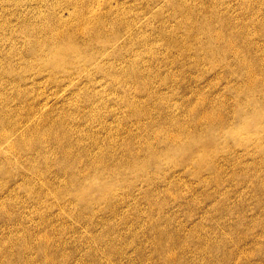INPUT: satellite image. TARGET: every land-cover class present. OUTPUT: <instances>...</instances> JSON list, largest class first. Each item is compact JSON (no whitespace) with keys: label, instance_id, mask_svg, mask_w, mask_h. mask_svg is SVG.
Returning <instances> with one entry per match:
<instances>
[{"label":"rangeland","instance_id":"rangeland-1","mask_svg":"<svg viewBox=\"0 0 264 264\" xmlns=\"http://www.w3.org/2000/svg\"><path fill=\"white\" fill-rule=\"evenodd\" d=\"M184 5L264 48V0H0V264H264V169L234 182L219 153L217 187L186 167L202 142L161 154L190 102L242 84L196 55Z\"/></svg>","mask_w":264,"mask_h":264},{"label":"bare ground","instance_id":"bare-ground-1","mask_svg":"<svg viewBox=\"0 0 264 264\" xmlns=\"http://www.w3.org/2000/svg\"><path fill=\"white\" fill-rule=\"evenodd\" d=\"M259 6L262 7L263 4L260 3ZM183 8L185 9L183 14L185 23L191 22V24H189V32L186 36L192 37V39L195 40L194 44L199 51L196 55H198V57L204 55L206 58L205 64H208L210 69L216 72L221 68L230 74L241 75L242 73V84L232 87L237 94L233 103L230 102V98L223 97L225 95L212 98L205 97L196 102H190V111L197 119V127L192 133L190 141L188 142L184 139L183 135H186V133L169 132L170 138L168 140L178 147H176L174 151L171 148H166L161 154H167L169 159H173V156L178 153V148H183L185 144L192 145L196 142H202L201 147V143L192 146L195 148L192 152L190 151L192 157L188 160L189 162H187V165L185 164L186 167L191 166L192 173L201 180V182L205 184L211 182L217 187L221 186L220 184L223 182L224 176V166L220 165L219 161L217 162L215 159L217 154H222L223 152H226V157L223 158V162L228 164L227 167L229 169V164L234 168L230 180L235 182L236 180L234 179H236L237 174L240 173L247 179L257 177L260 175L261 170L264 169V158L262 157L259 163L260 159L257 161L256 157L264 153V107H261L264 106V48L256 47L254 51L249 45L247 38H245L240 45L238 42V38L242 37L241 34H239L240 29H233L225 20L219 19V12L215 10L211 12L210 16L209 13L205 14V26L199 28V26L196 27L195 24V18H197L195 9L187 5H184ZM203 9L205 10V7L201 9L202 12H205ZM216 21L221 24L220 29L214 27V22ZM262 23L264 24V22ZM57 33L59 38H67L64 30H57ZM206 34L215 35L217 40L223 41L219 42L224 45L221 51H219L220 46L217 47L218 51H214L215 48L210 45L212 38L210 36H205ZM69 35H71V32H69ZM260 36L264 37V31ZM180 43L183 45L186 44L184 38ZM172 45L176 46L175 44ZM231 58L237 59L235 61L238 62H232L233 60ZM199 61L196 60V66L199 65ZM260 70L262 73L259 72ZM203 77L204 76H202V78ZM135 79H139L137 75ZM147 80L148 79H145V81ZM180 121H182V119H180ZM58 124L59 121H54L50 126V130L53 131V128ZM217 137L224 140L219 144L213 143L214 138ZM204 142H206V144ZM235 147L241 148L242 151H236L234 154L237 156L232 161L228 156L234 152L233 149ZM148 160L143 162L142 166L146 167L153 164L162 165L161 163H164V161L161 162L157 156L150 157ZM166 160L168 159L166 158ZM205 175H212L214 177H206ZM208 180H210V182ZM256 186L261 188V183H257ZM153 202L155 201L152 200L151 203ZM174 260L173 258L171 259L172 264Z\"/></svg>","mask_w":264,"mask_h":264}]
</instances>
